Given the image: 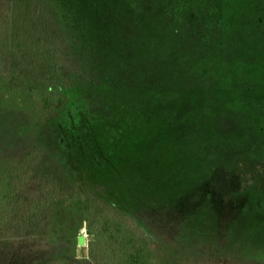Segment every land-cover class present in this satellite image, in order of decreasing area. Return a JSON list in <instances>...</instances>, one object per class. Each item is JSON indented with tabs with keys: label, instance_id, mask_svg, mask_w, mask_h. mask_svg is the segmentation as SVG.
Returning <instances> with one entry per match:
<instances>
[{
	"label": "rangeland",
	"instance_id": "1",
	"mask_svg": "<svg viewBox=\"0 0 264 264\" xmlns=\"http://www.w3.org/2000/svg\"><path fill=\"white\" fill-rule=\"evenodd\" d=\"M24 16L83 118L64 147L0 54V196L38 147L70 176L0 264H264V0H0V37Z\"/></svg>",
	"mask_w": 264,
	"mask_h": 264
},
{
	"label": "trees",
	"instance_id": "2",
	"mask_svg": "<svg viewBox=\"0 0 264 264\" xmlns=\"http://www.w3.org/2000/svg\"><path fill=\"white\" fill-rule=\"evenodd\" d=\"M27 20L28 16H24L22 24H10L1 34L0 54L8 61L3 91L7 95L17 93L40 100L49 113L47 120H65L58 126L60 141L67 147L73 140L75 128L81 127L83 116L80 111L73 112L77 110L59 70L56 46L47 39L45 31L29 26ZM29 156L27 176L20 178L21 183L14 184V174L7 175L6 189L0 196V240L3 244H13L17 239L25 245L42 243L47 234L49 200L60 196L66 181L70 182L66 168L51 151L38 147ZM102 158L106 168L113 171L120 172V167H125L124 162L112 163L105 155ZM111 228L121 232L120 224L111 226L110 222L104 224L103 231L110 233ZM140 259V255L130 256L134 263Z\"/></svg>",
	"mask_w": 264,
	"mask_h": 264
}]
</instances>
